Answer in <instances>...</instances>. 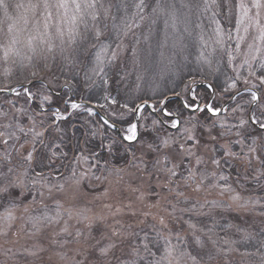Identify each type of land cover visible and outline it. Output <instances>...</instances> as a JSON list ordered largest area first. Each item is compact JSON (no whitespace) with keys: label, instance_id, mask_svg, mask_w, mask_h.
<instances>
[{"label":"rangeland","instance_id":"obj_1","mask_svg":"<svg viewBox=\"0 0 264 264\" xmlns=\"http://www.w3.org/2000/svg\"><path fill=\"white\" fill-rule=\"evenodd\" d=\"M9 2L13 5L9 11L15 15V3H26L27 0H9ZM155 2V0H146L148 7L144 9L145 19H137L136 23L139 26L134 25L127 35L123 31L113 28V42L107 43L118 52V60L113 67L108 69L109 74L113 73L117 78H119V75H123L124 79L119 80L124 85L122 89L124 92H129L139 85L141 95L146 97L159 96L161 92L169 91L172 87L179 85L181 79L187 76L186 72L208 67L219 55L231 54L232 63L229 65L232 72L226 76L221 75L223 76L221 78V88L223 89L227 87L228 83H231L229 78L236 75L233 68H236L242 77L247 76L246 67L241 68L240 65L243 64L246 58L250 59L249 45H258L264 49V45L253 39L256 35L254 30H250L247 35L241 31L240 36L245 38L239 40L235 32V10L233 9L232 14L227 13L222 0H217L219 7L212 5L211 0H209L208 10H205L204 1L198 3L196 0H168L169 3H174L178 10L179 20L175 29L170 26L171 21H169V26L166 27L165 20L167 17L164 15L157 17L156 22L153 23L151 8L155 6ZM103 3L106 6H113L111 16L115 17L116 25H119L126 18L123 6L130 5L127 0H103ZM182 4H187L188 7H181ZM116 6H121L120 10ZM134 11L135 9L128 8L129 14ZM214 13H217V15H214ZM215 20L220 21V26L224 30V43L219 45L215 42ZM197 22L199 24L195 25ZM104 23L107 24V21H104ZM100 26L103 27V24ZM89 27H91V21H89ZM158 27L161 28L160 32L157 31ZM185 27H187V31H185ZM194 28L197 29L196 42L192 41ZM79 30L84 33L83 24L80 25ZM229 31H231L232 40L227 39ZM105 36L108 37L109 34L105 32ZM52 39L57 45L54 56H60L61 54H58L60 52V40L55 36L54 30ZM80 39V37H77V42ZM64 40L63 48L69 53L75 44L70 45L67 43V34H65ZM237 42L240 44L238 50L235 48ZM104 43L106 44L105 41ZM116 45H119V48H116ZM192 47H195V55L189 57V51ZM45 55L48 56V60L53 56V54L48 53L37 55L32 65L28 67H22L19 63L5 65L0 62V87L8 85L12 88L21 84L23 81L16 79V74L20 70L31 69L33 64L38 61L45 62L43 58ZM25 64H27V61H25ZM254 67H256L255 64ZM6 68L10 71V75H5ZM169 68L171 71H169ZM256 71L260 72L262 70L257 67ZM32 78L33 76L30 74L25 80ZM41 78L46 80L48 77L44 74ZM185 81L188 83L190 78ZM97 83H99L98 78ZM240 83L237 82L238 87ZM81 86L83 88L81 87L80 95L87 98L90 91L85 86L84 77ZM222 89L220 92H216V101L224 105L228 100V96L234 94V90L229 89L227 92H223ZM92 90L97 93L95 88ZM31 92L37 94L35 91L31 90ZM46 94L52 97L47 91ZM4 96H0V111L15 114L19 117L22 126L25 128L30 127L31 121L28 120L27 116L16 113L15 108L12 107L15 104L18 108H27L31 114L35 115L36 110H30V105L25 102L24 95L22 94L19 97L15 95L13 97L5 96L9 98ZM33 101L38 103L36 99H33ZM46 105L45 108H47ZM55 110L54 108L48 109L47 114L37 116V123L44 120L45 126H47L50 121H53L54 118L51 116V112ZM60 110L66 116L75 112L70 107ZM103 112L106 115L105 109ZM76 113L81 115L82 124L92 129L90 124L96 119L95 116H89L87 112L82 110H76ZM237 116L238 114L230 112L227 116L215 117L212 121L227 120L228 122H235ZM12 118V115L7 118L0 116V124L8 123ZM196 119L199 120L198 115ZM212 121L205 122L201 120L204 124H211ZM59 127L62 131L52 132L51 136H48V144L54 140L61 147L60 141L66 137L67 132L64 127ZM37 130L41 129L38 128ZM199 131L203 132L206 138L208 137L206 129L201 128ZM220 131L222 130L217 124L216 128L212 130V134L216 135ZM252 135L255 136L253 133ZM26 139L30 141L31 137L24 138L21 134L20 143H25ZM229 139L234 140L236 137L230 135L221 138L219 143H226ZM40 145L39 143L36 144L30 166L27 161L23 160L26 149L31 148L30 143H26L25 148L20 149L19 154L14 148L9 147L7 149L11 153L9 157L10 164L0 160V171L7 172L8 167L15 169V173L10 174L13 180L21 172H27V176L23 177L24 184L21 187L10 189V191L14 195L17 194L16 192L20 193V197L30 196L28 202L20 207L9 208L2 202L4 196H0V249L9 246L18 250L19 257H23L18 262L35 264L37 259L43 260L46 256L45 262L50 264H77V262H80V264H125L127 261L133 260L127 249L130 246L129 243L133 242V246L137 244L136 234L142 227L163 237L164 245L160 247L161 255H163L166 246L184 248L193 254L197 252L191 246L190 240L193 239V230L189 228V224H195L196 228L200 230L196 232L197 236H201L206 241L207 237L204 236V233H207L214 240H217L222 248H225L223 244L225 240L237 241L232 245L236 251H230L229 253L232 254L233 259L242 257V253L257 252L259 240L264 237V215L259 214L261 209L259 207L253 209L251 206H240L243 201L249 198L258 199L264 196V188L252 179L254 173L251 169H247L246 164L241 161L229 159L227 164L222 161V167L216 170L228 178L227 182L219 181L218 184L223 186L226 183L227 186L235 189L241 195L242 200L234 202L230 198V193H222L219 186L211 187L206 183L199 192H196L183 184L179 187L174 184L169 185L164 175L157 173L152 168L148 156L144 157L145 164H141L140 160L137 159L141 155L139 144L135 145L134 148L135 157L132 155L131 162L126 166L116 167L78 153L67 171H65V166L71 160L68 153H65L66 159L62 160L61 155L57 153L55 144L51 148L45 146L39 149ZM4 147L0 145V155L4 153ZM235 150L239 151V146ZM215 154L218 155V153ZM37 155L39 158L38 168L40 167L42 170L40 173L33 175L31 166ZM44 159H47V162ZM205 159L207 160V157ZM56 160L59 161L57 164L49 165L51 161L55 163ZM208 167L211 171L212 166L209 165ZM259 167V163L253 161L252 168ZM74 171L75 175H73ZM262 183H264V179H262ZM177 192H183V195L178 197ZM25 209H28V211L25 212ZM9 210L13 216L10 221L6 219ZM57 212L60 213L59 223L50 224L43 219L45 215L56 219ZM229 214L238 215L240 220L232 222ZM32 216L41 218L42 223L39 225V231L33 229L29 222V217ZM203 219L210 222L206 225V222H202ZM223 219L229 221L227 227L231 229L226 227L220 233L215 230V227H222L224 224ZM161 220H163V224ZM64 227L68 228V233H63ZM238 228H242V230L251 232L256 236V239L253 240L255 251L250 250L251 248L245 245L242 240V232H238ZM256 229L258 231H255ZM34 231L39 233L35 241L30 238L31 233ZM4 232L7 235H3ZM113 233H118V235L114 236ZM177 236L182 239L178 240ZM183 239L184 242L181 244ZM113 241L117 243V247L112 250L107 258L101 257L99 249ZM166 241L170 244H167ZM35 246L36 248L33 250ZM196 246L201 251L199 246ZM209 247H211V244H209ZM35 250L38 253L33 255L32 253ZM261 251H264V249H261ZM257 253L260 255V252ZM215 254L218 255V253ZM0 258H2V255ZM202 259L206 264H215L212 257L206 259L202 256ZM257 259L259 261L260 256ZM6 264L10 263L7 262ZM173 264H175V261H173ZM189 264H191L190 261ZM224 264L228 263L225 262Z\"/></svg>","mask_w":264,"mask_h":264},{"label":"snow or ice","instance_id":"obj_2","mask_svg":"<svg viewBox=\"0 0 264 264\" xmlns=\"http://www.w3.org/2000/svg\"><path fill=\"white\" fill-rule=\"evenodd\" d=\"M211 4L216 7L220 6L217 0H211ZM223 4L229 14H232L233 9L235 10V32L239 40L245 38L240 36L241 31L247 35L250 30H254L256 35L253 39L264 45V0H223ZM12 7L9 0H0V12L3 14L0 19V62L3 64L19 63L22 67H28L32 65L37 55L44 53L53 54L52 58L54 59V50L57 45L52 39L53 30L55 36L60 40L61 54L65 51L63 48L65 34L68 36V44H76L77 37H80L81 43L88 41L91 48L95 50L84 71L86 88L88 91L95 88L97 92L95 101L91 96L84 98L82 95L80 102L69 98L64 103L68 104L73 111L82 110L89 116L97 115L94 111L95 108L106 110V115L99 117L103 131L97 128L91 130L93 137L100 135L104 138L100 145L102 149H106L111 154L114 146H123L125 151H131L135 157L134 148L139 144L141 155L137 159L141 164H145L144 157L148 156L152 168L157 173H162L169 185L174 184L179 187L183 184L196 192H199L206 183L211 187L219 186L222 193H230V198L234 202H240L241 195L226 183L223 186L219 185V181L227 182L228 178L216 170L222 167V161L224 164H227L229 159L241 161L246 164L247 169H251L254 173L252 179L264 188V183H262V179H264V49L260 46L249 45L250 59L246 58L240 65L241 68L246 67V77H242L236 68H233V71L236 72L235 77H230L231 83L222 89L223 92H227L229 89L234 90V94L228 96L230 101L228 106L216 102V89L212 84L206 85V92L202 95L193 87L192 81L185 83L183 79L179 85L172 87L169 91L161 92L156 97L141 95L139 85H137L135 89L125 93L122 98H118L121 95L120 91L117 89L116 94H112L111 77L108 71L118 60V52L104 43L105 30L108 28L104 21L109 18L115 20V17L111 16L112 5L106 6L103 0H27L26 3H15V15L9 11ZM116 7L118 10L121 8V6ZM129 7L135 9L131 14L128 13ZM147 7L146 0H138V2L134 0L131 5L123 6L126 18L119 25L114 24L113 27L127 35L134 25L139 26L136 23L137 19H145L143 13ZM181 7H188V5L182 4ZM204 7L205 10H208L209 0H204ZM177 11L174 3H169L168 0H156L155 6L151 8L153 23L155 18L164 15L167 17L166 27L171 21L170 26L175 29L179 20ZM89 21H91V27H89ZM214 23H216L215 42L218 45L223 44L224 30L220 26L219 20H215ZM81 24L84 25V33L79 30ZM101 24L103 27L100 26ZM187 30L185 27V31ZM227 39L232 40L231 31L227 33ZM116 48H119V45H116ZM235 48L237 50L240 48L239 42L235 44ZM82 54L88 55L87 46L82 49ZM43 58L45 60L43 69L51 72L52 68L47 63L48 56L45 55ZM64 60L67 64L73 63L66 56ZM228 63H232L231 54H229ZM257 67L262 71L257 72ZM60 71L63 72L64 68L61 67ZM169 71H171L170 68ZM10 74L6 68L5 75ZM31 75L35 77L38 73L33 71ZM97 78L99 83H97ZM55 79H59V77H55ZM119 79L123 80V75H119ZM237 82L243 83L244 88H239ZM5 91H11L17 97L23 94L26 103L33 99L38 101L35 115L31 114L27 108H18L15 104L12 105L16 113L27 116L31 121V126L27 128L21 125L19 117L15 114L0 111V116L4 118L10 115L13 117L8 123L0 124V129H2L0 130V145L5 146L0 160L10 164L11 153L7 149L14 148L19 154L20 149L25 148L26 143H30L31 148L26 149V155L23 156V160L27 161L30 166L36 144H44L45 133H48L50 137L52 132H61L58 125L55 127L53 125L55 121L66 120L68 117L57 107L55 111L51 112L54 120L50 121L47 126H45L44 120L37 123V116L47 114L48 109L45 108V104H52V97L40 90L37 94H33L27 88H23L21 91L8 85L0 87V92ZM101 100L104 102L101 103ZM87 104H92V107H87ZM186 112L190 115L188 119L183 120L182 117ZM230 112L238 114L235 122L217 120L212 121L211 124H204L201 122L204 117H201L200 120L196 119L199 113L219 118L222 115L227 116ZM217 124L222 131L213 135L212 130L216 128ZM38 128L41 130H37ZM201 128L208 131L207 138L203 132L199 131ZM256 129H259L262 135L253 136L252 133ZM110 131H118L119 134L109 135ZM161 133H167V135H161ZM21 134L24 138L30 136L31 140L26 139L25 143H20ZM230 135H234L236 139H229L223 144L219 143V139ZM105 139L107 143H104ZM53 144L56 148L60 147L54 140L47 146L51 148ZM237 146H239V151L235 150ZM94 154L99 158V152ZM253 161H257L260 167L252 168ZM209 165L212 166L211 171H209ZM14 173L15 169L12 167H8L7 172L0 171V196H13L14 193L10 189L21 187L24 184L23 177L27 176V172H21L13 180L10 174ZM73 175H75V171ZM41 195L43 194L41 193ZM176 195L182 196L183 192H177ZM240 206H251L253 209L259 207L261 209L259 214L264 215V196L258 199L249 198L243 201ZM27 211L28 209H25V212ZM59 218L60 213L57 212L56 219L47 215L43 219L52 224L59 223ZM6 219L9 221L13 219L10 210ZM29 222L33 229L39 231V225L42 223L40 217H29ZM161 223L163 224V220ZM189 228L193 230L194 242L201 251L193 254L184 248L166 246L163 255L156 257V253L151 252L148 244L145 243L144 250L153 257L148 264H173V261L175 264H189V261L191 264H206L202 259L204 249H207L206 254L210 257L214 253L224 252L226 254V250L236 251L232 245L237 241L225 240L223 242L225 248H221L219 242L214 240L211 235L204 233V236L207 237L206 241L201 236H197L196 232L200 230L196 228L195 224H189ZM62 231L68 233V228L64 227ZM237 231L242 232L244 242L256 239V236L251 232L239 228ZM2 234L7 235L6 232ZM113 235H118V233H113ZM177 239L182 238L177 236ZM166 243L170 244L168 241ZM116 247L115 241L102 246L99 249L100 256L107 258ZM261 249H264V237L259 240L257 248V252H260L258 264H264V251ZM139 253L140 249L136 248L132 254L143 261L145 258ZM32 254L35 255L36 252ZM256 254V252L242 253L247 256ZM128 264H137V260L133 259Z\"/></svg>","mask_w":264,"mask_h":264},{"label":"trees","instance_id":"obj_3","mask_svg":"<svg viewBox=\"0 0 264 264\" xmlns=\"http://www.w3.org/2000/svg\"><path fill=\"white\" fill-rule=\"evenodd\" d=\"M156 1V0H155ZM198 1V3L200 1H204V0H196ZM134 2V0H127L128 4H132ZM135 2H137V0H135ZM223 2V0H222ZM2 16V12H0V19ZM160 19V18H159ZM158 19V20H159ZM107 21V25L108 28L105 30L106 33L109 34V36H106V39H104V41L107 43L113 42V34H114V30H113V25L117 24L116 20L113 21V19L109 18ZM155 22H156V18H155ZM199 24V22H197L195 25ZM160 29L158 27L157 31L160 32ZM113 30V31H112ZM197 33V29L194 28V38L192 39V41H195V35ZM90 37V33L88 34ZM190 43V41H189ZM87 46L88 47V55L85 56L82 54V49ZM193 49V50H192ZM192 49L189 51V57H192V55H195V47H192ZM95 51L94 49L91 48L90 44L88 43V41H84L83 43H81L80 41L77 42L74 46V48H71V50L68 52L64 51L63 54H61L60 52L58 54H61L60 56L55 57L54 59L51 58L47 61V63L49 64V66L52 68V71H47L43 69V65L45 62L42 61H38L36 62V64H33V66L31 67V69L29 70H20L19 73L16 74V79H20L23 82L21 84H18L16 86H20V85H24V84H30L29 89L32 91H35L36 93H38V90L40 91H44L47 93H49L50 95H52L53 97V102L50 105H46L48 109H56L57 107L59 109H65V108H69L68 104H65L64 101L69 100V98H71V100L74 101H80L81 100V95H80V91H81V87L83 88V86H81L82 84V79L84 77V71H85V66L89 64V61L92 59V52ZM72 52V53H71ZM68 57L73 63L72 64H67L64 60V57ZM229 60V55L228 54H223V55H219L215 61H212V63L210 65H208V67H204L202 69H198L196 71L192 70L186 72L185 74L187 76H185V78L183 79L184 82L187 83V81L190 78V81L193 82V84H198V83H203V82H208L210 84L213 85V88L216 89V92H220L221 91V85H222V77L221 75H227L229 73H231V69H230V65L228 63ZM214 63V64H213ZM77 65H79L77 67ZM63 67L64 71L61 72L60 68ZM33 71H36L38 73L37 76L33 77L32 79L29 80H25L26 77L28 75H30ZM202 71V72H201ZM44 74H46V76L49 78H47L45 80V78H41ZM55 74V75H54ZM109 76L111 77L110 83H111V90H112V94L115 95L116 94V90L119 89L120 91V97L118 98H122L124 96L125 93L122 89H123V84H121L122 82L119 80V78L115 77V74L110 73ZM55 77H59V79H55ZM51 83V84H50ZM66 87V88H65ZM239 88L243 89L244 85L243 83H240ZM22 90V89H21ZM198 92H200L202 95L206 92V87H201L197 89ZM216 97H217V93ZM4 96V95H3ZM6 96V95H5ZM4 96V97H5ZM89 96L92 97L93 101H95L96 97H97V93L94 92V90H91L89 93ZM13 97V95H12ZM11 97V98H12ZM5 98H9V97H5ZM229 100H227L226 102H228ZM32 102V103H31ZM28 104L30 105V110H36L37 111V102L31 101ZM101 103H103L104 101H100ZM217 102V101H216ZM225 102V103H226ZM218 103V102H217ZM219 104V103H218ZM102 112L104 109L99 108ZM71 112V111H70ZM68 112V113H70ZM104 114V112H103ZM78 113L73 112L70 113L67 117L66 120H60V121H55V126H62L64 127V129L67 132L66 137L60 141V143L62 144L61 147L57 148V153H59V155H61V158H63L62 160H65V153H68L69 156H71V160L69 161L68 165L65 166V171H67V168H69L71 166V162H73L74 158L77 156V154H84L87 155L88 157H91L94 160H98L100 162H107L113 166L116 167H123L128 165L131 160H132V154L131 151H125L123 146H114L113 150L111 152V154H109V152L106 149H102L100 147L101 145V141L102 139H104L103 137H101L100 135H97L95 137H93L91 135V130L93 128H97V129H101V131H103V128L101 127L102 122L99 120V116L96 115L92 124H90L91 128L85 127L82 122H81V115H78ZM105 115V114H104ZM189 113H185L184 116L182 117L183 120L187 119L189 117ZM201 117H204V119L202 121L205 122H210L212 121L215 117H210L209 115L205 114V113H201L198 114V118L199 120L201 119ZM54 120V119H52ZM54 126V127H55ZM51 131V129H50ZM172 132H174L173 130H170ZM253 134L255 136H260L262 135V133L260 132L259 129H256V131L253 132ZM109 135H118L117 131H110ZM161 135H167V133H161ZM48 133H45V140H44V144H41L40 148H44L45 146L48 145ZM77 136V137H76ZM76 140V141H74ZM104 143H107V140H104ZM54 147V145L52 146ZM55 151V150H54ZM95 152H99L100 156L99 158H97L95 156ZM38 155L35 158V161L33 162V165L31 166V171L33 173V175H36L37 173H40L42 169H40V167L38 168V162H39V158ZM52 160V159H51ZM45 162H47V159H44ZM57 162H59L58 160L54 162H50L49 165L52 166V164H57ZM17 194L13 195L12 197H8V196H4L2 197V202L3 204L9 206L10 207H17V206H21L22 204L28 202L30 196L24 195L25 197H20V193L16 192ZM6 207V206H4ZM229 217L231 218L232 222L238 221L240 220V217L236 214H229ZM202 222H206V225L210 222V221H206V220H202ZM222 222L225 224H223L222 227H215V230L222 233V231L228 226V220L227 219H223ZM228 229H231L230 227H227ZM242 230V228H239ZM31 231V230H30ZM216 231H212V232H216ZM255 231H258L257 229ZM39 236V233L37 232H33L30 235L31 240L33 239V241H35V239ZM136 238L137 241L134 246H133V242L129 243L130 246L127 249V252L129 254L132 255L133 259L137 260V264H148V262L153 259V257H151L149 255L148 252H146L143 248V245L145 243L148 244L149 249L151 250V252L156 253V257L161 256L160 253V247H162L164 245V241H163V237L159 236L156 233H153L151 231H147L144 227H142L141 229H139L137 231L136 234ZM191 241V246L193 248V250L195 251H200L198 250L194 239L190 240ZM184 242L181 241V244ZM254 241L250 240L245 242L246 246H249V248H251L250 250H254ZM242 244V243H241ZM40 246V244H39ZM6 246L2 249H0V257L2 255V258H0V264H6L7 262H9L10 264H25L24 262H18L20 260H22L21 258L23 257H19L18 254H20L18 252V250H15L12 247ZM36 248V246L33 248V250ZM139 248L140 249V256H143L145 259L143 261L139 260L138 257L134 256L133 250ZM222 248V247H221ZM255 251V250H254ZM36 253H38L35 250ZM207 253V249H204L202 252V256H204L206 259H208L210 256L206 254ZM230 250L226 251V254L224 252L222 253H218V255H216L215 253L211 256L212 257V261L215 262V264H224L225 262H227L228 264H256L258 262L257 257H259L260 255H258V253L255 256H247V255H243L242 257H236V259L232 258V254H229ZM45 256V255H44ZM47 259V257L45 256V258L42 259H37L35 261V264H50L48 262H45V260ZM230 259V261H229ZM236 260V261H235ZM6 261V262H5ZM235 261V262H234ZM118 263L120 261H117ZM129 261H127L125 264H128ZM115 263V262H114ZM117 264V263H115Z\"/></svg>","mask_w":264,"mask_h":264},{"label":"water","instance_id":"obj_4","mask_svg":"<svg viewBox=\"0 0 264 264\" xmlns=\"http://www.w3.org/2000/svg\"><path fill=\"white\" fill-rule=\"evenodd\" d=\"M209 83H198V84H195L193 87H195L196 89L198 88H201V87H205L206 85H208ZM29 85H22V86H17V87H14L16 89H22V88H27L28 89ZM14 95L11 91H5V92H0V96L1 95ZM76 102H80V101H76ZM230 104V101L226 103L225 106H228ZM87 107H92V104H87L86 105ZM94 111L97 113V115L100 117V116H104L102 114V112L100 111V109L98 108H95ZM223 116V115H222ZM175 131V130H174ZM118 132V131H117ZM119 134V133H118ZM126 143V142H125Z\"/></svg>","mask_w":264,"mask_h":264},{"label":"bare ground","instance_id":"obj_5","mask_svg":"<svg viewBox=\"0 0 264 264\" xmlns=\"http://www.w3.org/2000/svg\"><path fill=\"white\" fill-rule=\"evenodd\" d=\"M203 83H208V82H203ZM210 84V83H209ZM206 87V86H205Z\"/></svg>","mask_w":264,"mask_h":264}]
</instances>
